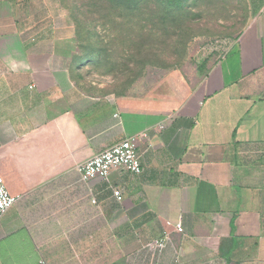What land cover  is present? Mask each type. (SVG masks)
Returning <instances> with one entry per match:
<instances>
[{"label":"crops","instance_id":"1","mask_svg":"<svg viewBox=\"0 0 264 264\" xmlns=\"http://www.w3.org/2000/svg\"><path fill=\"white\" fill-rule=\"evenodd\" d=\"M248 4L245 28L157 110L78 84L60 0H0V174L18 197L0 264H264V0ZM142 131L140 173L81 178Z\"/></svg>","mask_w":264,"mask_h":264},{"label":"rangeland","instance_id":"2","mask_svg":"<svg viewBox=\"0 0 264 264\" xmlns=\"http://www.w3.org/2000/svg\"><path fill=\"white\" fill-rule=\"evenodd\" d=\"M76 32L72 76L125 107H173L201 64L246 26L248 0H60Z\"/></svg>","mask_w":264,"mask_h":264},{"label":"built area","instance_id":"3","mask_svg":"<svg viewBox=\"0 0 264 264\" xmlns=\"http://www.w3.org/2000/svg\"><path fill=\"white\" fill-rule=\"evenodd\" d=\"M145 138H147V133L142 131L110 145L101 152L80 163L77 167L78 173L83 180H89L94 177L106 180L113 168H122L136 174L140 173L141 164L137 152V142ZM112 193L117 200L122 199L119 189L114 187ZM17 200L18 197L11 195L6 189L3 177L0 174V220L6 210L12 207ZM166 224L171 226L170 222ZM172 226L176 232L183 231L182 225L179 222ZM163 245L164 242L162 240H155L150 244V246H154L158 249H161Z\"/></svg>","mask_w":264,"mask_h":264}]
</instances>
